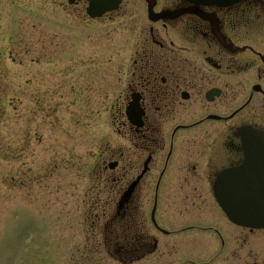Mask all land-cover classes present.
<instances>
[{
	"label": "flooded vegetation",
	"instance_id": "obj_1",
	"mask_svg": "<svg viewBox=\"0 0 264 264\" xmlns=\"http://www.w3.org/2000/svg\"><path fill=\"white\" fill-rule=\"evenodd\" d=\"M17 2L39 42L121 48L120 144L92 165L119 173L75 201L91 264H264V230L232 224L214 194L241 162L240 131L264 134V0ZM103 2L116 6L88 14Z\"/></svg>",
	"mask_w": 264,
	"mask_h": 264
},
{
	"label": "rangeland",
	"instance_id": "obj_2",
	"mask_svg": "<svg viewBox=\"0 0 264 264\" xmlns=\"http://www.w3.org/2000/svg\"><path fill=\"white\" fill-rule=\"evenodd\" d=\"M17 1L0 0V264H91L75 201L103 197L97 181L119 173L92 165L120 144L121 48L39 42Z\"/></svg>",
	"mask_w": 264,
	"mask_h": 264
},
{
	"label": "water",
	"instance_id": "obj_3",
	"mask_svg": "<svg viewBox=\"0 0 264 264\" xmlns=\"http://www.w3.org/2000/svg\"><path fill=\"white\" fill-rule=\"evenodd\" d=\"M214 2L215 5L226 4ZM114 6L115 3L112 6V3L103 2L95 8L90 7L88 14L98 16ZM248 133L242 140V162L237 168L218 175L215 195L230 221L242 227L264 229V134Z\"/></svg>",
	"mask_w": 264,
	"mask_h": 264
}]
</instances>
